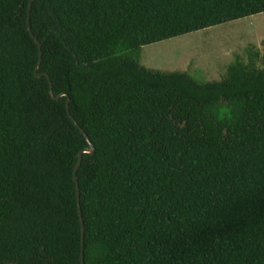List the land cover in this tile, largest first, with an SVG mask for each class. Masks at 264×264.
I'll list each match as a JSON object with an SVG mask.
<instances>
[{
	"label": "trees",
	"instance_id": "16d2710c",
	"mask_svg": "<svg viewBox=\"0 0 264 264\" xmlns=\"http://www.w3.org/2000/svg\"><path fill=\"white\" fill-rule=\"evenodd\" d=\"M29 3L0 0V264H264L259 53L208 83L139 62L264 0H34L41 49Z\"/></svg>",
	"mask_w": 264,
	"mask_h": 264
},
{
	"label": "rangeland",
	"instance_id": "374dc122",
	"mask_svg": "<svg viewBox=\"0 0 264 264\" xmlns=\"http://www.w3.org/2000/svg\"><path fill=\"white\" fill-rule=\"evenodd\" d=\"M264 12L144 45L139 62L161 72H186L198 83L221 80L236 56L245 62L257 51L264 66Z\"/></svg>",
	"mask_w": 264,
	"mask_h": 264
},
{
	"label": "water",
	"instance_id": "95a60500",
	"mask_svg": "<svg viewBox=\"0 0 264 264\" xmlns=\"http://www.w3.org/2000/svg\"><path fill=\"white\" fill-rule=\"evenodd\" d=\"M33 1H34V0H30V3H29V9H28V29H29L31 35H32V36L34 37V39L36 40V42L38 43L39 49H41V44L39 43V41H38V39L36 38V36L33 34L32 30H31L30 22H29L30 8H31V5H32V2H33ZM40 56H41V52H40ZM38 66H39V63H38V65H37L36 68H35V73H36V75H37L38 77H40V76H42V75H45V76L48 77V75H47L46 73H44V74H40V73L37 72ZM50 94L53 96L52 90L50 91ZM63 95H65V94L63 93V94H61V95H59L58 97H55V98H59L60 96H63ZM68 103H69V99H68L67 102H66V107H67V110H68V112H69ZM77 125H78V124H77ZM85 136H86V135H85ZM86 139H87V141L89 142L90 147H89V148H86V149H84V150H82V151L78 154V158H79V160H78V162H77V164H76V166H75V169H74V177H75L76 182H77L76 171H77V169H78V167H79V165H80V162H81V160H82V155H83V153H91V154L94 153V147H93V145L91 144V142H90V140L88 139L87 136H86ZM82 237H84V228H82ZM83 249H84V245L82 244V260H81V264H83Z\"/></svg>",
	"mask_w": 264,
	"mask_h": 264
}]
</instances>
